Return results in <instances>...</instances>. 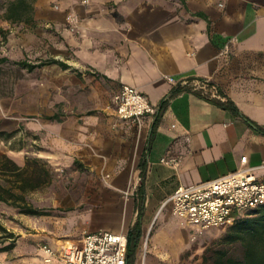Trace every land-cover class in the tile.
Here are the masks:
<instances>
[{
	"label": "crops",
	"instance_id": "0c3cea01",
	"mask_svg": "<svg viewBox=\"0 0 264 264\" xmlns=\"http://www.w3.org/2000/svg\"><path fill=\"white\" fill-rule=\"evenodd\" d=\"M47 1H34L32 21L5 19L41 28L42 41L60 45L65 55L49 58L67 66L40 64L49 58L29 64L97 78L113 94L124 83L137 86L157 110L141 125L118 118L113 108L64 117L54 112L41 126L29 125L34 133L44 131L54 155L88 164L100 178L86 209L40 233L43 243L59 247L97 229L127 234L139 205L143 240L156 217L173 213L163 202L179 184L233 171L242 156L264 177V0H51L60 2L61 11L47 8ZM69 8L79 16L76 31L67 25ZM47 23L52 26L44 28ZM183 75L210 78L218 91L182 85ZM164 156H177L179 164L164 163ZM34 249L17 244L7 264H58ZM141 263L138 251L135 264Z\"/></svg>",
	"mask_w": 264,
	"mask_h": 264
},
{
	"label": "rangeland",
	"instance_id": "374dc122",
	"mask_svg": "<svg viewBox=\"0 0 264 264\" xmlns=\"http://www.w3.org/2000/svg\"><path fill=\"white\" fill-rule=\"evenodd\" d=\"M9 1L0 0V28L8 33L6 40L0 34V132H4L0 137V185L22 198L17 203L0 199V222L7 228L0 236V264L12 261L19 243L35 245V252H39L37 247L43 244L40 233L57 226L77 209L85 210L92 188L100 184L95 168L78 161L66 163L58 153L54 155V145L45 139L44 131L37 129L34 133L29 125L41 126L54 112L64 117L76 110L112 111L114 92L107 82L97 78L78 79L74 73L44 70L41 66L28 68L24 62L38 63L40 59L65 55L60 45L52 48L42 41L45 36L41 28L7 21L4 12ZM46 4L49 9L62 10L60 2L50 0ZM67 10L72 9H66L65 14ZM7 158L18 159L21 166L29 158H37L26 174H40L41 184L21 189L18 173L2 168ZM30 205L40 212L26 211ZM225 229L210 227L195 232L181 217L163 211L146 228L139 250L141 264H201L205 248Z\"/></svg>",
	"mask_w": 264,
	"mask_h": 264
},
{
	"label": "built area",
	"instance_id": "2783aa9c",
	"mask_svg": "<svg viewBox=\"0 0 264 264\" xmlns=\"http://www.w3.org/2000/svg\"><path fill=\"white\" fill-rule=\"evenodd\" d=\"M65 16L69 29L76 31L79 21L77 12L67 10ZM168 79L178 81L174 75H169ZM179 83L190 84L195 90H217L210 78L190 79L183 75ZM111 107L118 118L137 125H141L146 114H153L157 110L146 93L128 83L122 84L113 94ZM161 160L174 166L180 161L177 156H164ZM241 160L242 166L218 177L179 184L164 200L163 206L170 204L172 212L184 219L195 232L210 227H226L240 213L264 206V177H257L253 168L246 166L247 156H242ZM38 250L43 253L47 263L127 264L128 236L124 232L97 229L85 232L78 241L59 247L40 244Z\"/></svg>",
	"mask_w": 264,
	"mask_h": 264
},
{
	"label": "trees",
	"instance_id": "16d2710c",
	"mask_svg": "<svg viewBox=\"0 0 264 264\" xmlns=\"http://www.w3.org/2000/svg\"><path fill=\"white\" fill-rule=\"evenodd\" d=\"M35 0H10L7 3L4 17L11 21L26 22L33 20ZM4 38H6V30L2 29ZM57 62L63 66H67L65 62L57 58H49L42 61L40 64ZM27 64L26 62H24ZM33 67V64H27ZM181 88L173 90V94ZM58 119V118H57ZM4 132H0V137ZM5 156V155H4ZM37 158H29L25 166L19 165L15 160L7 158L3 162V169L17 172L20 180L17 185L26 190L28 187L36 188L41 182L40 174H26L31 162L37 161ZM144 170L141 172V181L144 178ZM37 180V182L33 181ZM9 188H3L0 185V199L5 201L15 200L17 203L22 196H18ZM6 192V193H5ZM9 193V194H7ZM26 211L31 213H39L40 211L33 206H28ZM3 231H7L6 226L0 222V236H3ZM128 256L127 264H135L138 251L142 244L143 227H142V206L139 205L137 220L130 226L128 233ZM4 246L1 249L10 247ZM201 264H264V206L248 210L240 213L233 223L226 226L224 233L210 243L204 251Z\"/></svg>",
	"mask_w": 264,
	"mask_h": 264
}]
</instances>
